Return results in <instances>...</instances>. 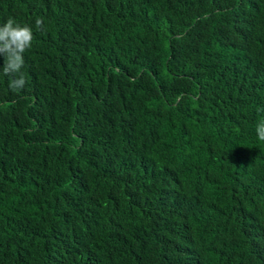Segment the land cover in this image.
I'll return each mask as SVG.
<instances>
[{
  "label": "trees",
  "instance_id": "obj_1",
  "mask_svg": "<svg viewBox=\"0 0 264 264\" xmlns=\"http://www.w3.org/2000/svg\"><path fill=\"white\" fill-rule=\"evenodd\" d=\"M9 17L33 41L22 89L0 68V264H264V0Z\"/></svg>",
  "mask_w": 264,
  "mask_h": 264
},
{
  "label": "clouds",
  "instance_id": "obj_2",
  "mask_svg": "<svg viewBox=\"0 0 264 264\" xmlns=\"http://www.w3.org/2000/svg\"><path fill=\"white\" fill-rule=\"evenodd\" d=\"M37 29L42 25V19L35 21ZM33 31L29 24H22L15 18L9 17L0 24V54L3 55L2 72L5 76L12 77L9 87L13 90L22 89L26 83L24 73V53L31 48ZM258 139L264 141V120L256 127Z\"/></svg>",
  "mask_w": 264,
  "mask_h": 264
}]
</instances>
